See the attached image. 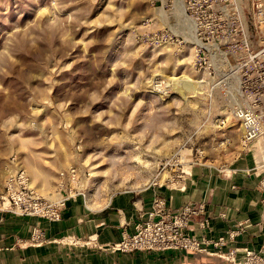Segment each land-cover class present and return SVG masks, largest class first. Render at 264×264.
Here are the masks:
<instances>
[{"label":"rangeland","instance_id":"obj_1","mask_svg":"<svg viewBox=\"0 0 264 264\" xmlns=\"http://www.w3.org/2000/svg\"><path fill=\"white\" fill-rule=\"evenodd\" d=\"M239 4L235 18L220 7H185V16L177 0H0V212L13 209V192L21 195V175L47 202L44 214L23 217L48 221L61 218L70 198L102 208L151 186L158 191L148 215L164 211L166 192L248 155L263 180L264 136L244 144L233 112L235 64L247 44L262 45L264 23L252 0ZM192 13L207 36H221V54L207 56L211 44L189 37L191 23L197 35ZM39 228L13 234L14 244L77 241L44 228L41 239Z\"/></svg>","mask_w":264,"mask_h":264},{"label":"crops","instance_id":"obj_2","mask_svg":"<svg viewBox=\"0 0 264 264\" xmlns=\"http://www.w3.org/2000/svg\"><path fill=\"white\" fill-rule=\"evenodd\" d=\"M249 156L235 159L233 164L221 169L206 171L185 191L166 192L169 209L192 201L205 203L210 228H201L198 217L191 222L190 234L202 242L206 251L169 250L151 255L112 251L111 245L121 239L122 231L134 233L136 225L148 217L158 191L151 186V191L138 194L140 198L134 200L133 194L126 192L102 208L88 207L80 197L70 198L61 218L53 221L0 212V264H154L153 260L160 254H170L169 262L164 264H232L211 253L216 250L213 241L228 237V231H237L229 247L254 250L264 247V188L259 185L258 164ZM172 199L174 204L170 202ZM36 224L53 238L72 235L79 239L74 245L52 242L20 247L14 244L13 234L26 235Z\"/></svg>","mask_w":264,"mask_h":264},{"label":"built area","instance_id":"obj_3","mask_svg":"<svg viewBox=\"0 0 264 264\" xmlns=\"http://www.w3.org/2000/svg\"><path fill=\"white\" fill-rule=\"evenodd\" d=\"M252 1L254 19L259 24H263L264 0ZM185 7L190 12L200 9L204 13L211 8L220 7L233 10L235 18H238L240 10L239 0H185ZM191 17L194 18L195 21H193L197 27L196 37L199 35L197 37L198 42L204 45L210 43V47H213L207 56L221 54L222 47L219 44L222 39L221 36L216 32L211 36H207L205 20H201L194 13L191 14ZM235 25H238L236 20ZM246 51L247 53L241 59V62L235 64V73L238 75L239 81V93L235 99L233 112L235 118L240 119L244 144L264 136V39L262 45L256 49H251L247 44ZM20 178L19 184L24 191H20L21 195L14 192L10 195L13 209L7 207L4 212H10L17 216L31 214L33 211L38 215L44 214L41 211L47 206V202L27 186V182L22 175ZM259 185L264 188V179L260 180ZM8 189L12 190L11 183ZM262 202L264 205V198ZM205 210L204 202H188L179 208L164 211L153 210L146 219L136 225L134 233H129L126 230L122 231L121 239L113 243L111 249L112 251L121 252L161 249L206 251L202 247V242L190 234L191 222L198 217L200 218L199 226L201 228H210V221L205 215ZM56 215V219L60 217L58 213ZM236 233L235 230L228 231V237L221 236L213 241L216 250L211 253L232 264H264V247L254 250L237 248L233 245L228 246L229 243L234 241ZM38 236L44 239L47 233L43 228H39ZM73 238L76 237L71 236V239Z\"/></svg>","mask_w":264,"mask_h":264},{"label":"bare ground","instance_id":"obj_4","mask_svg":"<svg viewBox=\"0 0 264 264\" xmlns=\"http://www.w3.org/2000/svg\"><path fill=\"white\" fill-rule=\"evenodd\" d=\"M177 5L179 6H177L178 7V10L177 11H179L180 10V12L182 13V14H184L185 16H186V14H185V7H184V3H183V0H177ZM183 15V17H185ZM186 18V17H185ZM186 20H189V22L191 23L192 21H190V19H187L186 18ZM194 24L193 23H191V26L194 28V30H192L191 31V36H189V37H192V34H193V36L195 37V39L197 38L196 37V30H195V26H193ZM190 81V80H189ZM193 84V83H192ZM236 90V91H235ZM234 91L236 92L235 93V99L237 98V95H238V93H239V81H238V85L236 86V88L234 89ZM237 94V95H236Z\"/></svg>","mask_w":264,"mask_h":264}]
</instances>
